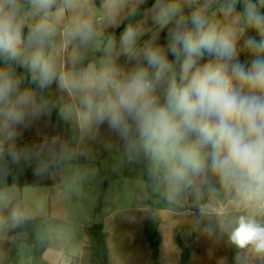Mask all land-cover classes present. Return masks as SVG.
<instances>
[{
  "label": "clouds",
  "instance_id": "clouds-1",
  "mask_svg": "<svg viewBox=\"0 0 264 264\" xmlns=\"http://www.w3.org/2000/svg\"><path fill=\"white\" fill-rule=\"evenodd\" d=\"M24 3L32 15L43 12L47 17L56 0H0V55L12 61L24 57L32 81L44 89L55 75L54 59L44 50L52 26L42 20L30 30L28 42L36 47L26 56ZM108 3L115 16L128 0ZM184 3L191 9L188 14L180 0H158L156 23L160 28L172 25L164 45L150 39L133 51L140 33L131 26L125 29L121 41L135 61L127 71L89 65L60 81L83 93L88 118L106 121L125 140L129 153L149 154L177 190L210 171L235 193L238 206L250 209L238 216L229 239L264 253V219L258 218L264 216V12L246 0L242 15L222 24L209 19L210 0L199 8H193V0ZM235 4L231 0L229 13ZM64 5L71 7L73 0H64ZM249 29L260 39L248 35ZM65 35V45L77 39L89 43L95 35L92 19L77 20ZM241 52L248 58L241 59ZM20 84L12 72L0 68V115L9 136L10 124L22 123L28 115L38 117L46 106ZM7 202L0 194V203ZM11 219L19 224L25 217L14 209Z\"/></svg>",
  "mask_w": 264,
  "mask_h": 264
},
{
  "label": "rangeland",
  "instance_id": "rangeland-1",
  "mask_svg": "<svg viewBox=\"0 0 264 264\" xmlns=\"http://www.w3.org/2000/svg\"><path fill=\"white\" fill-rule=\"evenodd\" d=\"M145 2L146 0H128L127 7L115 16H113V10H110L111 15L108 17H105L103 11L95 6L93 0H73V5L68 8L69 16L64 6V0H56L54 4L57 9L55 17L51 15L45 17L43 12L32 15V10L28 12V15L26 14L28 18L25 25L33 28L42 20H46L52 26L51 33L55 32L58 24L63 26L62 30L66 33L72 27L70 26L72 23L89 17L92 19L94 32L100 37H103L109 29H116L109 40L111 43L109 41L103 43L95 38L87 44H81L78 39L72 40L67 43L69 48L66 53L63 52L66 36L62 31L59 32L61 36L59 35L58 40H55L54 43L45 42V53L54 59L55 64V75L53 77L55 81H51L46 88H57V101L61 104L63 113L70 121L77 119L76 114L79 111L83 112L87 109L81 102L82 92L71 88L66 89L63 86L59 88L61 81L59 82L60 79L55 76H58L63 68H66L67 71L81 72V62L86 58L94 57L99 52V67L97 68L95 63L89 65H93L97 70L115 67L127 71L135 63L134 60L129 59L128 51L121 41L125 29L129 26L140 33L133 51L138 52L150 39H155L161 45L166 43V35L172 25L169 24L167 27L160 28L156 23V18L160 13L158 1L151 8L141 10V6ZM251 2L256 4L253 0ZM180 3L185 14H188L191 9L185 5L184 0H180ZM205 3L206 0H193V8L203 7ZM242 3L245 4L246 0H236L234 10L229 13L231 0H210L207 15L210 20L219 21L222 24L230 23L241 15L239 6ZM107 5L109 9H112L108 2ZM257 6L264 12V5ZM133 9H135L134 13ZM99 23L100 28L98 27ZM248 35L252 34L248 32ZM74 44L79 48L75 55L71 47ZM24 46V49L27 50L26 56L30 55L36 47L35 44L28 41H25ZM22 58L24 57L18 60H22ZM246 58H248L247 53L241 52V59ZM0 68L9 71V68L5 67L1 60ZM13 74L17 79H20L21 90L31 89V84L24 75ZM36 96L38 102H41L40 97L37 94ZM72 99H75L76 102H73ZM76 105L79 111H77V108L75 111ZM2 108L3 105H0V109ZM42 112L46 116L45 125L40 126L39 129L34 128L39 130L38 132L44 133L45 142L53 145L50 148L51 150L46 149L44 151V158L36 163H31L36 170L35 182L39 183L46 180L49 173L47 164L58 156L63 155L67 163L65 171L56 176L57 179H54L56 182L51 181L52 184L55 183L54 193L57 191L64 193L66 211L65 217L52 218L46 223L48 232L51 235V248L47 257H45L46 260L55 264H98L92 249L93 242L89 234L85 232L84 226L88 227L94 222H103L109 249V264H152L151 253L143 232V222L148 217L153 216L158 218L161 223V264H179L181 250L176 241L178 237L184 239L191 251L188 264H231L229 242L224 240L221 234L207 231L201 226L193 211L204 186L215 177L210 171L205 176L196 178L191 186L181 185L177 190L162 176L163 167L158 165L149 154L145 153L154 173L153 181L148 186L155 195L152 200L153 208H150L144 204L148 196L146 182L140 176H122L124 172L134 171L143 150L135 154L129 153L125 140L120 137L116 130L111 129L106 121L103 123L96 121L97 138H92L86 145L83 143L78 148L67 151L61 140L65 138L54 127L47 105ZM27 117L32 116L28 115ZM2 122L4 123L3 116ZM27 124L30 128L34 126L33 122ZM24 132L27 133L28 131L25 130ZM59 134L60 136H57ZM52 139L54 141H51ZM66 140L68 139L66 138ZM77 155L84 156L88 163L84 165L73 163L72 161L76 159ZM97 163L101 164L109 176H117L118 178L106 190L101 215L95 218L94 210L105 180ZM47 191V187L33 186L23 189L9 187L0 192L8 198L15 199L13 204L0 206V222L4 219L7 221L6 225H0V249L3 248L5 252L8 250L9 257V250L16 247L19 252L18 264H31L33 249L25 243L26 235H14L15 224L11 219V214L14 209H19L24 214L25 219L45 216L48 220L50 202ZM234 196V192H230L225 188L217 191L209 202L201 207L204 212L220 215V230L222 232H228L231 228H234L238 216L250 211L246 206H238L234 202ZM20 197H22V204L16 201V198ZM165 199L168 200L169 204ZM56 214L58 213L56 212ZM85 234L88 237V242L84 241ZM12 238L14 240L11 243ZM5 245L7 246L4 247ZM81 245L85 246L82 249V256L79 257ZM66 248H68L67 254L65 252ZM238 248L239 253L234 258L236 264H264V253L256 252L251 245ZM72 257H76V259Z\"/></svg>",
  "mask_w": 264,
  "mask_h": 264
},
{
  "label": "trees",
  "instance_id": "trees-1",
  "mask_svg": "<svg viewBox=\"0 0 264 264\" xmlns=\"http://www.w3.org/2000/svg\"><path fill=\"white\" fill-rule=\"evenodd\" d=\"M158 0H146V2L141 6V10L151 8ZM257 5H260L258 0H253ZM95 6L101 9L106 2V0H93ZM24 9L31 11L29 4L24 3ZM55 6L49 10V13H53ZM244 10V3L240 4L239 11L242 15ZM32 27L25 25L23 29V39L28 41V35ZM116 32L115 28H111L105 32L103 37L94 35V38L103 43H107L112 35ZM256 39H260L259 35L252 29L249 31ZM54 34L50 33L46 42H52L54 40ZM99 52L94 57L86 58L81 62L80 70H86L88 65L95 63L96 67H99ZM1 63L9 68L10 72L16 74H22L25 76L28 82L31 84V89L37 93L40 98L47 105L50 113V118L57 131L67 135L69 137V142L67 144L68 150H71L74 146L73 144V133L70 122L64 117L60 108L56 103V99L51 91L47 88L41 89L38 87L37 83L33 82L31 79V72L27 67L21 66L17 61L8 60L6 57L0 55ZM75 163L78 165H84L88 163V160L82 156L78 155L76 157ZM66 164V159L63 155L58 156L54 160L50 161L47 166V171H55ZM101 174L105 177L103 182V190L98 196L96 207L94 210V217L97 218L102 212V202L104 199V194L106 190L112 185V183L118 178L109 176V174L102 168L100 163H97ZM165 170L162 173L164 176ZM36 175V170L31 163H27L21 166L15 159L12 150L7 145L3 134L0 129V188L15 186L18 188L23 187H33L39 185L36 183L34 177ZM122 176L125 177H136L140 176L147 184L148 196L144 201V204L153 208L152 200L155 195L150 191L149 184L153 181L154 173L151 170V164L149 159L146 157L143 151L139 157L136 168L133 172H124ZM50 184L51 182H47ZM225 189L220 183L218 178L214 177L210 180L203 188L202 194L198 198L196 204L194 205L193 211L200 223L205 229H211V232L216 234H221L222 238L229 242L230 259L231 264H236L235 256L239 253V248L231 242L229 239L231 228L228 232H222L220 230V215L211 212H204L201 207L206 205L210 198L220 190ZM165 201L169 204L168 200ZM259 219H264V216L258 217ZM47 218H34V219H24L21 223L15 225L14 234L15 235H26L27 239L25 243L32 247L33 258L31 264H55L49 262L45 259V252L48 250L50 234L46 226ZM160 220L156 217L150 216L143 222V232L147 240V246L151 253L152 264H161V244H162V233L160 230ZM89 237L93 242L92 249L94 251V256L98 264H109V249L106 240V233L104 231L103 222H94L88 229ZM177 244L181 250L179 264H188L191 258V251L186 245L184 239L177 238ZM67 254V251H65ZM18 249L12 247L9 250V257L7 260H0V264H18Z\"/></svg>",
  "mask_w": 264,
  "mask_h": 264
},
{
  "label": "crops",
  "instance_id": "crops-1",
  "mask_svg": "<svg viewBox=\"0 0 264 264\" xmlns=\"http://www.w3.org/2000/svg\"><path fill=\"white\" fill-rule=\"evenodd\" d=\"M22 2H23V0H22ZM107 2H108V0H106V2L104 3L103 7L101 8V10L103 11L105 17L110 16L111 15L110 10H112V9H109V7L107 5ZM65 8L67 9V14L69 16V14H70L69 11H68L69 10L68 9L69 7H65ZM28 12L29 11H27V10L24 9L23 15H26V14L28 15ZM56 13H57V9L55 8L54 12L53 13H49V15L55 17ZM70 26H73V23ZM67 27H69V26L67 25ZM98 27L100 28V23H99V26ZM62 29H63V26H61L59 24H58V26H56L55 32L53 33L55 38L52 41V43H54L55 40H58L57 38L60 35L59 34L60 31H62L63 34H65V31L62 30ZM22 47L24 48L25 46L23 45ZM71 47H72L73 54L75 55L79 48H77L75 44L72 45ZM63 48H64L63 49V52L66 53L67 50H68V48H69V46L65 45ZM16 61L21 66H24V63H23L24 62V58H22V60H16ZM24 67H26V66H24ZM79 73L80 72L75 71V70H73V71H67L66 68H63L62 72H59L58 73L60 75V77H59L58 74H57L58 76H55V77H58V79H60L61 76L74 77V76H78ZM52 81H55L54 78L52 79ZM59 82H60V80H59ZM61 87H62V85L60 83L59 88H61ZM56 89L57 88L55 87V89L54 88H50L48 90L52 92V94L54 95V97L56 99V103H57L58 101H57V98H56ZM66 89H70V87H66ZM73 102H76L75 99L73 100ZM57 105L60 108V110H61L62 114L64 115V117L67 118L65 116V114L63 113V110L61 108V104L58 102ZM76 108H77V111H79L78 110V106L75 107V111H76ZM86 112H87V110H83V112L82 111H79V113L76 114V118L77 119H75L73 121L72 120L70 121L69 118H67V120L70 122V125H71V128H72V133H73V144H74V146H73V148L71 150H73L75 148H78V146H80L83 143L85 145L88 144L91 141L92 138H97V136H98V132H97L98 129H97V126H96L97 125L96 124V120H95L94 117L88 118L86 116ZM49 116H50V113H49ZM0 117H1L0 118V129H1V132L3 134V137H4L7 145L9 146V148L12 150V152H13V154L15 156L16 161L21 166H24L27 163H32V162L33 163H36L37 161H39L42 158H44V156H43L44 155V151L46 149L49 150L52 147L53 144L48 143V142H45L44 141V133L38 132L39 130H35V128H34V127H36V128L39 129L40 126H44L45 125V117L46 116L43 114V112L38 117H27V118L25 117V119H24V121L22 123H19V124H10L9 125V129L12 132V135L11 136L8 135V130H6V129L3 128V124L4 123L2 122V116H0ZM74 118H75V113H74ZM30 122H33V125L34 126L32 128H30L28 126L29 124H27V123H30ZM74 124H75V126H74ZM48 125H49V123H48ZM75 128H76V130H75ZM31 129H32V131L30 132ZM25 130H27L28 132L25 133L24 132ZM61 134L65 138V139H61V140L63 141L66 150L67 151H71V150H68V148H67V144H68V142L70 140L69 137L67 135L63 134V133H61ZM57 136H60V134L57 135ZM66 138L68 140H66ZM53 139L51 141H54ZM48 141H50V140H48ZM73 160L74 161H72V162L75 163V160L76 159H73ZM66 164H64L62 167H60L59 169H57L55 171L49 172L47 174L46 180L44 182H39L40 184L39 185H36L37 187H47V190H48L47 192L49 193V202H50V204H49V218L46 221V223L49 220H51L52 218H60V216L65 217V211H66L65 195H64V193L62 191H57L56 193H54V190L56 188L55 187V183H54L56 181L54 179H57L56 176H58L59 174H61V172L65 171ZM52 180H54V182H53L54 184H52V183L48 184L47 183L49 181L51 182ZM11 187H15V186H11ZM6 188H9V187L0 188V192H2ZM23 188H25V187H23ZM23 188H20V189H23ZM16 201L17 202L19 201L22 204V197L16 198ZM14 202H15V199L8 198V202L6 204L0 203V206L1 205L13 204ZM56 212L58 214H56ZM6 222L7 221H5V219H4V220H2L0 222V225L1 226H4V225H6ZM90 226H88V227L87 226L86 227L84 226L85 232H87V234H89L88 233V229H89ZM14 229H15V226H14ZM14 229H13V233H14ZM15 236H17V235H15ZM13 240H14V238L11 239V243L13 242ZM84 241H87L88 242V237H87L86 234L84 236ZM6 246L7 245H5L4 247H6ZM84 246L85 245H81L80 246L81 250H80L79 257H81L82 254H83L82 253L83 252L82 249H83ZM50 248H51V235H50V241H49L48 250L45 252V257H47L48 253L50 252ZM65 251H67V253H68V248H66ZM7 258H8V250H6V252H5L3 248H2V250L0 249V260H2V259L4 260V259H7ZM72 258L76 259V257H72Z\"/></svg>",
  "mask_w": 264,
  "mask_h": 264
}]
</instances>
